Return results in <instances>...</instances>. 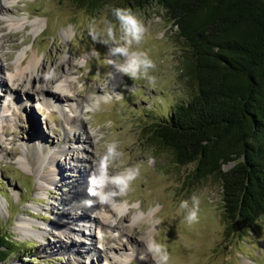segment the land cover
<instances>
[{
  "label": "rangeland",
  "instance_id": "374dc122",
  "mask_svg": "<svg viewBox=\"0 0 264 264\" xmlns=\"http://www.w3.org/2000/svg\"><path fill=\"white\" fill-rule=\"evenodd\" d=\"M105 1L88 13L68 0H0V233L13 244L8 242L12 252L4 264H154L147 247L152 242L167 248L169 264H264V217L250 226L224 222L217 175L189 183L192 163L179 166L169 150L145 142L148 125L167 118L194 92L184 66L187 46L162 10L152 5L133 10L147 29L139 50L154 61L150 75L156 82L153 86L122 74L111 80L109 61L116 58L109 46L89 35V25L103 27L104 19L120 35L112 16L119 0ZM32 56L41 81L60 77V87L67 88L51 93V105L38 100L31 88L38 86L35 80L31 91L11 87L19 59L27 62ZM51 74H56L52 80ZM58 99L72 103L73 109ZM87 134L91 147L82 143ZM110 144L120 155L105 161ZM75 149L79 159L73 158ZM58 150L50 167L48 157ZM95 165H106L109 178L130 171L137 175L126 187L106 184L103 192L115 193L107 199L95 195L99 216H92L99 223H82L89 240L56 233L53 226L63 223L57 219L60 212L67 217L65 225L75 226L73 217L81 212L66 209L64 202L93 188L85 170ZM52 169L54 183L38 179ZM193 197L199 201L198 222L188 224L180 204L187 201L191 207ZM105 207L112 212L108 224L103 221ZM19 220L31 223L33 234H22ZM68 236L82 246L81 256L55 244L69 242Z\"/></svg>",
  "mask_w": 264,
  "mask_h": 264
},
{
  "label": "trees",
  "instance_id": "16d2710c",
  "mask_svg": "<svg viewBox=\"0 0 264 264\" xmlns=\"http://www.w3.org/2000/svg\"><path fill=\"white\" fill-rule=\"evenodd\" d=\"M68 1L88 13L107 2ZM151 5L187 46L195 89L148 125L145 142L179 166L192 163L189 183L217 175L222 220L250 226L264 217V0H119L118 8ZM8 242L0 233V264Z\"/></svg>",
  "mask_w": 264,
  "mask_h": 264
},
{
  "label": "clouds",
  "instance_id": "9594fccd",
  "mask_svg": "<svg viewBox=\"0 0 264 264\" xmlns=\"http://www.w3.org/2000/svg\"><path fill=\"white\" fill-rule=\"evenodd\" d=\"M112 16L119 23V36L116 34V25L107 19L102 20L103 27H99L96 22L90 24L89 35L94 42L109 46V54L116 58L110 60L109 63L112 64L117 73L129 77L133 81L144 79L154 86L156 78L150 75V72L155 69V63L146 52L139 50V46L143 43L147 32L143 20L131 9L125 8H113ZM159 35L163 36V32ZM134 45L136 46L135 50L133 49ZM109 75L111 76V74ZM118 155L120 154L116 152V145L110 144L104 160L107 161L109 157L114 158ZM151 162L149 161V163ZM136 175L137 172L130 171L127 175L108 178L105 170L102 172V179L98 184L100 192L96 193L90 189V194L100 195L101 199H107L108 196L115 195V193L103 192L106 183L126 187L127 183L135 179ZM123 190L124 188L121 187V191ZM192 199L193 204L191 207H189L187 201H182L180 204L181 209L187 210L185 220L188 224L198 222L199 201L196 197ZM147 247L154 264H169L170 256L163 244L152 242ZM141 259H143L142 256Z\"/></svg>",
  "mask_w": 264,
  "mask_h": 264
},
{
  "label": "bare ground",
  "instance_id": "6f19581e",
  "mask_svg": "<svg viewBox=\"0 0 264 264\" xmlns=\"http://www.w3.org/2000/svg\"><path fill=\"white\" fill-rule=\"evenodd\" d=\"M0 11H3V7H0ZM38 24H39V22H36V24H35L36 27H34L35 30L39 29L40 25H38ZM38 68H39L38 60L34 56H32L27 62H23L19 59V68H17L14 71V74L10 77L11 87L13 89L16 87H28L27 90H29V87H31L30 81L32 82L33 80H35V83H37L38 86L34 87V88L31 87V88L36 90L35 93L38 94L37 96L40 95V97H38V100L40 98V101H42V103H45L46 105H48V104L51 105L50 102L47 103L50 99L49 97H50L51 93L52 94H57V92L62 93V91H66L67 88L63 87V86L60 87V82H59L60 77L56 78L55 80L51 81L50 83H49V81H46L43 79L41 81V79L38 77V74H37ZM110 74H111V76H110L111 80H114L115 78H118L121 75L120 73H117L114 68ZM54 76H56V74H51V80H52V78H54ZM54 82H56V83H54ZM48 84L50 85V87H48ZM51 84H52V86H51ZM54 85H56V86L54 87ZM70 87L73 88L71 85H70ZM29 91H31V90H29ZM44 94H47V95H44ZM58 100L60 102V99H58ZM65 101H67V100H65ZM83 102L87 103L88 99H85ZM60 104H66L67 106L69 105L68 106L69 109H73L72 103H69V102L68 103H61L60 102ZM90 140H91L90 135L87 134L86 139L82 143H84L86 145V147H91ZM39 147L41 149V152L45 153V151H46L45 148L43 146H39ZM83 150L85 151L86 149H83ZM60 152L61 151L58 150V151L50 154L48 157L49 162L47 163V165H49L51 167L55 162V158L59 155ZM86 155H88V154H86ZM73 158L79 159V149L74 150ZM88 158L90 161L91 160L90 156ZM39 161H40V159H39ZM90 162H92V161H90ZM74 167H76V166H74ZM93 168L94 169L89 168L88 170H85V172L87 173L86 176L89 177V180L90 181L93 180V185H92L93 188L91 190L93 192L97 193V191H99L100 188L97 186V183L95 180H97L99 183L102 179V172L105 171L106 169H104L102 165H95V166H93ZM107 172L108 171L106 170V174H107ZM55 175H56V170L52 169L49 172H47L46 174L39 175L38 179L44 183H49V182L54 183L55 182V180H54ZM107 177H108V174H107ZM106 184H109V183H106ZM81 191L75 192L73 194V196H71L72 199H68L66 202H64V204L66 205V209H68L70 211L78 210L81 212L80 213L81 215L76 214V216L73 217L74 218L73 220L75 221V226L70 227L69 225H65V224H67V222H66L67 217L64 215L63 212H60L57 214V219L62 221L63 223L56 224L53 226V228L56 231V233H58L60 235L63 233H65L66 235L73 234V236H77V238L82 237V238H85L86 240H89V234L87 233V231H85V229H83L82 223H84V224L89 223V224H93V225H95L96 223H99V220H97V218L95 219V217L92 216V214L99 216V212H97V210H96L97 208H95V207H97L96 206L97 201L95 200V194H90V189L87 190V189L83 188V189H81ZM113 209L116 212H120V207L115 206ZM110 213L112 214V212L109 211L105 207L103 210V215H104L103 221H105V223H107V224L110 223L108 221V219H110ZM109 225H111V224H109ZM18 228L22 234H33L34 229L32 227V224L29 223L28 221L19 220L18 221ZM57 239H59V238H57ZM67 239H69V242L63 243L61 240H58L57 242H55V244H58V246H60V247L62 246V248H60L62 251H69L72 253H75V251H76V255L81 256L82 254L79 252L78 247L82 248V246H78L79 245V243L77 242L78 240L71 239L70 236H68ZM68 243H70V246H68ZM105 257H106V255H105Z\"/></svg>",
  "mask_w": 264,
  "mask_h": 264
}]
</instances>
